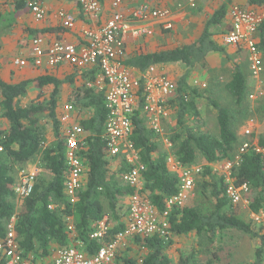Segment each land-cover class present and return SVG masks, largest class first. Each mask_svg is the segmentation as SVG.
Wrapping results in <instances>:
<instances>
[{"label":"trees","instance_id":"trees-1","mask_svg":"<svg viewBox=\"0 0 264 264\" xmlns=\"http://www.w3.org/2000/svg\"><path fill=\"white\" fill-rule=\"evenodd\" d=\"M233 1L228 0V3ZM249 2L262 4L264 0ZM28 3L29 0H16L14 6L17 10H23ZM227 7L225 4L215 12L206 22L201 36L193 43L148 54L133 53L126 56L123 62L142 72L166 64L180 63L185 66L186 73L176 82V94L167 105L176 118L177 127V131L174 128L169 135L173 145L171 154L183 166L194 165L198 156L205 160L202 175L197 180L195 198L204 197L214 207L207 213H203L195 203L173 208L169 219L170 239L129 236L125 245L118 249L113 264H173L166 251L172 246L174 235L194 233L214 242L226 231L256 238L259 246L254 261L248 264H264V229L259 225L255 230V222L249 217L250 212L264 213V154L252 148L239 153L240 159L233 167V177L238 185H248L250 195L249 207L237 206L227 196L223 176L213 169V166L230 160L239 142L238 134L231 129L229 111L209 99L217 112L218 135L186 124L188 117H199L197 100L203 98L201 91L188 82L191 73L205 66L211 55L222 54L229 58L226 49L215 41L212 32V28L225 19ZM257 34V45L264 51V21ZM98 71L97 68L94 73ZM66 83L72 84L71 79L59 80L48 74L17 84L7 83L0 78V118L4 120L0 128V245L7 236L8 225L14 220L16 240L22 256L34 263H42L49 257L54 245L61 249L77 245L92 256L101 246L114 242L117 235L125 230L127 210L123 199L134 191L123 180L131 165L107 152L104 139L108 119L105 93L84 85L76 88L72 103L81 113H90L88 117L78 120L87 134V146L80 152L85 165V179L76 201H71L67 196L65 188L69 169L66 164V137L62 129V114L58 110L62 86ZM34 84L39 91L37 98L26 106L21 105L29 87ZM226 90L241 107L249 94V84L240 66L235 67ZM143 95L141 89L133 117L131 140L139 151L141 165L145 167L142 173L143 194L162 212L166 209L167 201L178 194L179 179L168 165V151L142 116ZM42 117L46 118L47 124L43 123ZM257 143L264 150V136L258 138ZM37 157L40 158L39 173L36 174L33 190L28 196H19L15 192L18 184L16 169L22 164L32 163ZM112 159L120 161L116 169ZM232 207L242 208L248 215V221L237 217L231 211ZM105 218L109 224L107 234L100 241L93 239L92 235ZM134 247H137L140 255H132ZM180 263L199 264L194 255ZM0 264H4L2 252Z\"/></svg>","mask_w":264,"mask_h":264},{"label":"built area","instance_id":"built-area-1","mask_svg":"<svg viewBox=\"0 0 264 264\" xmlns=\"http://www.w3.org/2000/svg\"><path fill=\"white\" fill-rule=\"evenodd\" d=\"M5 1V0H0ZM14 2L16 0H8ZM76 3L89 16L99 17L103 12L99 0H71ZM198 0H188V6L195 8ZM120 1L113 6L117 8ZM28 8L36 20L46 17L47 8L40 0H29ZM232 26L224 37L225 43L233 46H243L248 51L250 72L253 77L260 80L263 72L261 51L257 45L256 35L264 17L254 11H245L233 7L230 12ZM170 9H152L147 5L138 9H127L126 13L115 11L113 15L101 26L87 28L84 32L83 43L80 45L55 41L45 47V40L37 37L32 41L33 64L40 66L44 59L51 67L62 63H70L77 67L98 66L101 78L94 84L105 91V107L108 119L104 133L107 152L110 156L120 157L131 165V170L124 176L127 185L134 189L130 196L128 222L125 230L119 233L114 242L103 245L98 252L88 256L80 248L73 246L61 249L54 262L47 264H113L119 248L125 245L129 236L150 238L159 236L164 239L171 238L170 215L175 207H183L195 198L197 180L203 172L200 165L183 166L174 156H169L168 162L171 170L179 179V191L176 196L169 199L166 209L160 212L143 194L144 180L142 173L145 167L140 163L139 151L135 148L131 135L134 128V113L139 101V92L144 91L145 103L143 114L150 127L159 136L164 134V123L170 118L168 102L177 91L176 84L163 77L156 76L155 67H151L143 75H138L136 69L127 67L123 60L127 55L126 44L130 36L141 37L152 34L151 29L141 28L140 23L147 24L151 21H162L166 31L173 29ZM65 29L75 26L74 18L60 12ZM15 65L25 67L28 62L23 59L14 61ZM206 87V85H204ZM253 98V96L251 95ZM72 105L64 106L63 123L72 121ZM249 125L244 130L247 139L251 138L252 130ZM66 164L68 166V181L65 192L71 201H76V195L82 188L85 177V165L80 152L87 146V137L83 128L71 124L66 131ZM168 138V137H167ZM169 149L173 145L170 139H165ZM252 148L257 153L264 150L258 145L256 139L245 142L239 153ZM1 150V149H0ZM232 162L227 160L213 166L219 172L227 185V196L231 202L243 208L249 207L250 190L247 184L238 185L233 177V167L239 163V155ZM34 171L22 176L21 182L15 186L19 196H28L33 190L36 174ZM251 219L259 225L264 224V213H249ZM14 220L8 225L7 236L0 245L4 264H45L34 263L22 256L16 240ZM109 230L107 219L101 221L98 230L92 235L93 239L102 240Z\"/></svg>","mask_w":264,"mask_h":264},{"label":"crops","instance_id":"crops-1","mask_svg":"<svg viewBox=\"0 0 264 264\" xmlns=\"http://www.w3.org/2000/svg\"><path fill=\"white\" fill-rule=\"evenodd\" d=\"M40 1L47 8L46 17L42 20H36L28 7L23 10H17V8L14 6V2L0 1V21L4 19V14L6 13L12 14L13 16V26L10 27L7 36V38H9L6 39L5 41L7 42H3L2 45L0 42V78L10 84H17L24 80H34L39 76L45 74L52 75L58 78L59 80H67V78H70L72 84H64L60 93L58 110L61 112L62 116L64 115L65 105L69 104L73 106L72 100L74 99V93L78 88L83 87L85 85L88 88H93L99 91H103L105 93L103 89H100L96 86H89L94 85L101 78L102 74L98 66L77 67L66 62L56 67H51L47 64L45 59L42 65H34L32 55V41L37 37H42L45 40V47L50 46L55 41H63L69 44L80 45L81 43H83V32L87 28H96L98 26H101L113 15L115 11L126 13L127 9L135 10L138 9V7H142L144 5H147L152 9H170V11L172 12L171 20L173 22L172 30L166 31L162 26L161 20L151 21L147 24L140 23L141 28L151 29L152 34L141 37L130 36L127 40L126 56L133 53L148 54L157 51L170 50L193 43L201 36L206 22L213 17L215 12L219 10L221 6L227 4L228 7L225 19L222 20V23L220 25L214 26L212 28V32L214 33V39L216 42H218V44H220L226 49L229 58L230 56H232L229 52L230 50L233 52H239L240 50L242 51H240L241 53H238V55L234 56L232 58L233 60L227 58L226 55H216L220 57H225L227 58V60H231L230 62L234 64V72L235 67L240 66L243 70V73L248 79L250 78V64L248 60V51L243 46L228 45L225 43L224 40L225 35L232 26V18L230 12L233 7H239L245 11L257 12L262 17H264V2L262 4H257L251 3L249 2V0H234L231 3H228V0H198L195 8H191L190 6H188V0H99L103 7V12L99 17L87 15L81 9L80 6H78L71 0ZM116 1H120V5L117 8H114L113 4ZM60 12H65L74 18V28L65 29L63 27L62 19L59 17ZM256 39L257 41H259L258 34L256 35ZM260 51L263 61V72L260 76L261 80L264 76V51ZM211 56L208 58L207 63L209 62ZM239 58H247L248 65H239ZM17 59L26 60L28 64L25 67H19L15 65V63H13ZM154 67L156 69V73H154L156 76H164L165 78L173 81L175 84L181 77L184 76L183 73L186 71L185 66L180 63L166 64ZM97 68L99 69V71L97 73H94V70H97ZM175 69V73L173 71L171 72V70ZM136 71L138 75H143L142 73L146 72H142L138 69H136ZM260 80L253 77V81L255 82L254 84L259 89H261V86L263 85V83L258 82ZM30 91H32L33 93L36 91L37 98L39 91L36 90L35 84L29 87L27 96H29ZM23 99H26V97H24ZM168 110L170 111V109ZM89 115L90 113H81V110L75 108L74 106V110L71 113V123H62L64 135L66 134V131L71 124L81 126L78 120L86 118ZM142 116L145 122L148 124V128L152 130L146 117L143 114V111ZM172 118V112L170 111V118L166 121V123H164V134L162 136L158 135L161 143L163 144L164 149L168 151V158L172 155L171 149L167 147L164 140L170 139L168 133L171 131L169 130V126H173L171 121ZM117 159L122 160V158ZM112 160H114V167L116 169L120 161H116L115 159ZM168 165L170 167L169 162ZM26 166H28L27 169L23 168L22 171L17 172L18 183L21 182L23 175L38 170L35 165L30 166V164H27ZM123 203L125 204V209L127 210L125 212L127 213V216L124 218V223L126 224L128 222L130 196L124 198ZM127 239H130V237ZM128 245H130L129 240ZM60 250L61 248L58 245H54L51 251V255L42 260V263L46 264L54 262Z\"/></svg>","mask_w":264,"mask_h":264},{"label":"rangeland","instance_id":"rangeland-1","mask_svg":"<svg viewBox=\"0 0 264 264\" xmlns=\"http://www.w3.org/2000/svg\"><path fill=\"white\" fill-rule=\"evenodd\" d=\"M12 26V14H4V19L0 21L1 45L3 42H7L5 40L9 38H7V36L9 29ZM240 51L233 52L230 50L229 52L232 56H230L229 59H232L234 56L238 55V53H241ZM230 61L231 60H227L225 57L212 55L205 66L199 67L191 73L188 82L192 87L201 91L203 98L197 100L199 117H188L186 124L191 128H198L210 132L213 135H218L219 126L217 112L209 103V99L218 102L221 107L226 108L231 116V129L236 132L239 137V142L235 147L236 150L232 153L230 158V161L234 162L245 142L252 139L257 140L264 136V76L261 79L262 81H258L259 83H263L261 89H259L254 84L255 82L249 71L250 78H252H248L249 94L246 96L243 105L240 107L226 90V85L234 73V64ZM238 63L243 66L248 65L247 58H239ZM172 71L175 73L176 69L171 70V72ZM185 72L183 74H185ZM204 85H206V87H204ZM35 99L36 91L34 93L30 91L29 96H27L26 99L21 100V105L26 106ZM175 119V117L171 119L173 126H169V130H172L168 133L169 135L174 132V128H176L175 132L177 131ZM3 121L4 120L0 118V128L2 127ZM42 121H44L43 123H46V118L42 117ZM251 124L253 125L251 127L252 135H255V137L247 139L244 137L245 135L243 132ZM39 161L40 158L37 157L32 163H30V166L35 165L36 168H39ZM205 164V160L198 156L194 165L204 166ZM26 165L27 164H22L19 166L16 169V172L22 171L23 168L27 169L28 166ZM40 170L42 172V169ZM193 200L190 203H195L203 213L212 211L214 207L212 202L204 197L198 196ZM231 211L240 219H248V215H246L242 208L232 207ZM254 225L255 230L260 226L264 229V224L259 226V224L254 223ZM258 246L259 241L256 238L235 231H226L222 233V235H220V237L214 242H211L206 237H198L193 233L187 236L174 235L173 244L166 252L173 264H181V260L191 257V255H194V258L199 264H218L219 262L224 264H248L254 261L255 252ZM138 254L139 250L137 247H134L132 255L136 256Z\"/></svg>","mask_w":264,"mask_h":264}]
</instances>
